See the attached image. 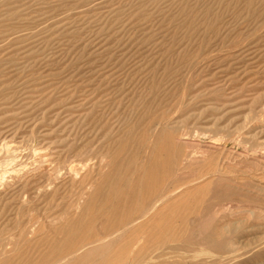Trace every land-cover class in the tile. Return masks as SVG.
I'll return each instance as SVG.
<instances>
[{
    "label": "rangeland",
    "instance_id": "rangeland-1",
    "mask_svg": "<svg viewBox=\"0 0 264 264\" xmlns=\"http://www.w3.org/2000/svg\"><path fill=\"white\" fill-rule=\"evenodd\" d=\"M0 264H264V0H0Z\"/></svg>",
    "mask_w": 264,
    "mask_h": 264
},
{
    "label": "bare ground",
    "instance_id": "bare-ground-1",
    "mask_svg": "<svg viewBox=\"0 0 264 264\" xmlns=\"http://www.w3.org/2000/svg\"><path fill=\"white\" fill-rule=\"evenodd\" d=\"M152 213V212H151ZM207 254V253H206ZM212 255V254H211Z\"/></svg>",
    "mask_w": 264,
    "mask_h": 264
}]
</instances>
